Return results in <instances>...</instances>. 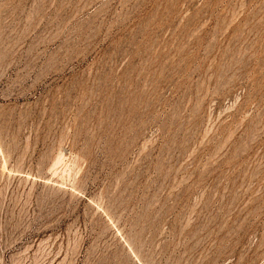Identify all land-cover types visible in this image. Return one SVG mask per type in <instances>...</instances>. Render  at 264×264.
<instances>
[{
  "label": "rangeland",
  "instance_id": "rangeland-1",
  "mask_svg": "<svg viewBox=\"0 0 264 264\" xmlns=\"http://www.w3.org/2000/svg\"><path fill=\"white\" fill-rule=\"evenodd\" d=\"M0 264H264V0H0Z\"/></svg>",
  "mask_w": 264,
  "mask_h": 264
},
{
  "label": "bare ground",
  "instance_id": "bare-ground-1",
  "mask_svg": "<svg viewBox=\"0 0 264 264\" xmlns=\"http://www.w3.org/2000/svg\"><path fill=\"white\" fill-rule=\"evenodd\" d=\"M63 156V155H62ZM62 160V159H61ZM63 162V161H62ZM53 163V162H52ZM58 165V164H57ZM61 166V165H60ZM60 168V167H59ZM67 170V169H66ZM61 174H63V172H61Z\"/></svg>",
  "mask_w": 264,
  "mask_h": 264
}]
</instances>
